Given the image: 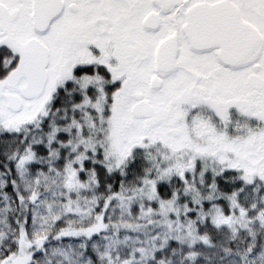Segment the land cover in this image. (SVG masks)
Wrapping results in <instances>:
<instances>
[{"label":"snow or ice","instance_id":"6c2138e0","mask_svg":"<svg viewBox=\"0 0 264 264\" xmlns=\"http://www.w3.org/2000/svg\"><path fill=\"white\" fill-rule=\"evenodd\" d=\"M0 264H264V0H0Z\"/></svg>","mask_w":264,"mask_h":264}]
</instances>
